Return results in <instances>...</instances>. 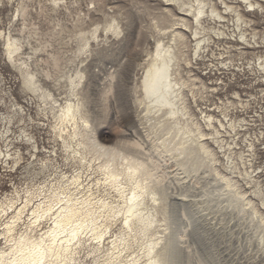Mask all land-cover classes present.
Here are the masks:
<instances>
[{
    "label": "bare ground",
    "instance_id": "bare-ground-1",
    "mask_svg": "<svg viewBox=\"0 0 264 264\" xmlns=\"http://www.w3.org/2000/svg\"><path fill=\"white\" fill-rule=\"evenodd\" d=\"M50 1L58 5L59 0ZM163 1V11L153 16L152 26L165 34V39H154L139 80H134L130 87L134 120L116 140L97 130L84 105L88 81L95 76L86 62L94 50L91 39L106 37L109 32L120 34L123 27L116 15H106L102 24L93 23L88 30L76 23L75 48L71 56L62 57L52 45L30 42V34L37 36L40 31L28 28L24 0H17L10 11L9 26L0 29V40L6 61L20 76L24 99L21 103L9 101L4 113H0L4 127L1 137L5 142L0 156L11 167L24 164L27 183L22 193L15 189L0 200V234L5 240L0 246V264H32L41 254H45V264H76L74 255L83 244L82 235L89 234L88 238L100 243L112 220H120L125 229L136 228L142 237H147L143 260L137 254L120 259L128 243L119 241L123 246L118 248L119 235L115 234L102 264H179L178 242L187 234L164 235L156 230L159 223L163 230L169 229L171 222L176 223L183 205L180 197H174L168 205L172 196L168 189L171 183L178 185L196 173L204 160L210 164L215 160L212 149L202 139V128L210 129L213 142L222 148L217 127L227 125L234 130L237 123L225 110L230 106L244 110L247 106L240 94L234 92L237 101L227 98L216 106L220 115L215 114L214 108L200 107L193 89L210 88L200 74H189L187 79L182 76L181 47H186L190 38L193 55L200 61L196 59V65H205L203 58L207 52L216 60L208 64L213 66L209 69L220 74L223 68L238 70L241 64L234 63L231 54L222 56L230 53L231 48L237 49L240 57L243 49H264V27L262 31L256 28L259 21L264 23V0ZM11 2L0 0L1 6ZM252 15L261 19L254 20ZM15 20H20L21 27H13ZM221 45L224 50L216 53ZM255 57L263 72L264 54ZM186 65L193 66L191 59H187ZM114 72L115 68L108 73L104 96L113 87ZM210 91L217 88L211 87ZM188 92L198 107L199 118L187 102ZM237 120L246 122L245 118ZM41 134L45 136L43 141ZM249 147H253L252 143ZM227 148L231 149L229 144ZM231 154H227L228 159ZM238 156L242 159V153ZM208 171L213 180L220 179L222 184L219 189L204 190L202 208H208L211 193L217 191V195L225 196L226 207L235 209L237 214L251 211L258 215L233 179L210 165ZM240 175L247 185L254 187L255 194L262 196L264 206L255 169L244 167ZM39 176L42 182H37ZM110 193L115 199L107 200ZM183 215L192 217L191 212L184 210ZM263 237L262 234L260 240ZM195 240L205 244L200 235Z\"/></svg>",
    "mask_w": 264,
    "mask_h": 264
},
{
    "label": "rangeland",
    "instance_id": "rangeland-1",
    "mask_svg": "<svg viewBox=\"0 0 264 264\" xmlns=\"http://www.w3.org/2000/svg\"><path fill=\"white\" fill-rule=\"evenodd\" d=\"M4 1L6 3V0ZM16 2L17 0H12L11 5L7 3L8 5L1 6L0 4V29L8 28L10 11ZM24 3L27 5L28 28H36L40 31L37 36L30 34V42L52 45L61 52L62 57L71 56V51L75 48L77 43L76 23L81 24L82 26H79L84 30H88L93 27V23L100 22L99 24H102L106 15L107 17L116 15L119 19L123 27L120 34L109 32L106 37L101 35L97 38L98 40L91 39L94 50L86 62L93 68L95 76L88 81V89L84 92V105L98 131L112 140L121 138L134 120L130 87L134 80H139L143 63L148 58L147 52L152 49L154 39L160 36L165 39L166 36L152 26L153 16L163 11L164 1L59 0L58 5H53L50 0H24ZM172 10L176 13L174 7ZM259 15L252 16L255 17L254 20L258 18L260 20L261 16ZM13 23L15 24L14 28L21 27L20 20H15ZM263 27L262 21L256 24L259 31H262ZM186 33L189 35L188 32ZM187 42L186 47H181L184 51L183 59H181L182 76L187 79L189 74H200L210 89L211 87L217 88V91H210V89L202 91L194 88L197 104L202 108H214L215 114L220 115V110L216 106H219L220 101H225L227 98L236 100L233 93L238 92L243 103H247V106L244 107V110L240 106H230L225 110L228 116L236 119L237 123L234 130L227 125L225 128L217 127L219 130L217 137L223 140L222 148L213 142L211 130L206 127L202 128L204 132L202 139L212 149L215 160L211 164L204 160L205 164L200 165L196 173L190 174L178 185L171 183L168 189L172 194L171 198L167 200L168 205L174 197H180L183 202L181 208L186 212H191L192 217L184 216L183 210L179 208L176 223L171 222L170 228L167 230H163V224L159 223L156 230L163 231L164 235L175 234L177 236L181 232L187 234L183 241L178 242L179 264H264V237L263 240H260V236L264 235V206L260 199L262 196L255 194L254 187L247 185L240 175L244 167L251 166L252 169H255L260 190L264 194V71L262 72L257 67L255 57V55L264 54V49L246 48L243 49L245 52L240 57L238 50L231 48L230 53L225 52L226 54L224 53L222 57L231 54L234 63L241 64L242 69L223 68L221 69L223 73L220 74L214 69H209L213 66L208 67V64L215 63L216 60L207 52L204 53L205 57L203 58L205 65L201 63L196 65L195 62L198 58L193 55L191 45L193 41L188 38ZM236 45L240 46V44ZM223 50L221 45L215 49V52ZM188 58L191 59L193 66L186 65ZM198 62L200 61L198 60ZM113 68L116 69L115 77L112 80L113 87L104 96L103 91L109 82L108 73ZM188 69H192V71L187 72ZM215 82L217 84H214ZM186 97L191 109L193 108L192 110L199 118L198 107L192 102L193 98L190 92ZM23 99L20 76L6 61L0 40V113H4L9 101L16 100L21 103ZM31 112H34L33 108H31ZM239 118H245L246 122H238ZM201 123L203 124V122ZM3 129L0 119V150L5 149L4 137H1ZM43 136V134L40 135L41 141L45 139ZM250 143L253 145L252 148L249 147ZM227 144L231 149L227 148ZM228 153H232L229 159L227 158ZM239 153H242V159L238 156ZM209 165L215 167L218 173L235 181L236 187L254 204L258 215H254L251 211L237 214L235 209L226 207L225 196L217 195V191L211 193L208 208L204 209L200 206L204 190L219 189L222 184L220 179L213 180V175L208 171ZM23 166L24 164H19L11 167L5 164L0 156V200L4 196L14 193L15 189L22 193L21 190L27 183ZM22 173L23 175H21ZM39 178L37 182H42L43 178L40 176ZM106 198H108L107 200L115 199L113 193L106 195ZM110 222L111 224L100 243L88 238L89 234L83 233V244L74 255L76 264H102L109 248L112 247L115 234L119 235L118 248L123 246V241L126 240L125 242L128 243V249L123 251L120 259L126 260L138 255L140 261L143 260L142 252L147 237H142L143 235L139 234L140 231H137L136 228L125 229L120 220ZM1 228L2 225H0ZM134 235H138L136 239ZM196 235L203 238L204 245H200L195 240ZM3 244H5V240L0 234V246ZM205 245L206 248H204ZM127 256L128 258H126Z\"/></svg>",
    "mask_w": 264,
    "mask_h": 264
},
{
    "label": "snow or ice",
    "instance_id": "snow-or-ice-1",
    "mask_svg": "<svg viewBox=\"0 0 264 264\" xmlns=\"http://www.w3.org/2000/svg\"><path fill=\"white\" fill-rule=\"evenodd\" d=\"M45 254H41V258L39 260H33L32 264H45V259L43 258Z\"/></svg>",
    "mask_w": 264,
    "mask_h": 264
}]
</instances>
